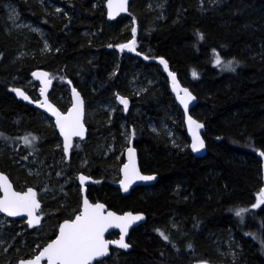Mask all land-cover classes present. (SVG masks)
<instances>
[{
  "label": "trees",
  "instance_id": "16d2710c",
  "mask_svg": "<svg viewBox=\"0 0 264 264\" xmlns=\"http://www.w3.org/2000/svg\"><path fill=\"white\" fill-rule=\"evenodd\" d=\"M15 1L21 12H29L23 0ZM166 4L168 15L178 7L180 19L175 24L166 21L156 26L150 42L155 55L164 57L174 72L190 76L196 69L198 77L195 80L202 77L203 89L194 94L206 104V118L202 120L206 125L205 137L215 138L208 139L205 155L194 157L188 147L182 150L171 147L163 133L152 135L145 121H139L138 127L131 131L130 139L137 149L140 168L157 175L155 182L149 185L152 191L147 192L144 186L137 185L122 195L114 184L104 181L96 188L98 197L109 208L143 212L146 221L132 230L130 250L96 264H191L202 258L218 264L214 258L213 239L216 236L225 239L228 234L241 244L237 263L264 264L261 245L264 242V204L246 215H236V207L251 206V197L259 183L260 161L255 151H264V0H229L217 12L211 10L208 0H167ZM195 4L202 11L199 12ZM85 6L84 2L74 4L71 7L74 12L69 18L52 23L51 39L60 47L57 53L45 56V63L50 61L49 58L70 66L82 62L91 45L80 35L79 27L86 24L96 31L102 30L101 22L105 16L100 10L88 12ZM10 43V38L0 31V47L11 48ZM217 54L227 63L231 61L234 70L217 66L214 63ZM96 58L93 62L96 71L108 67L102 54ZM88 62L89 71H93ZM156 65L152 59L138 64L122 62L116 77L111 82H104L101 88L97 86L96 94L84 97V102L91 98L111 97L118 84L132 71L153 69ZM30 66L24 61L0 74V124L5 122V125L20 127L16 132L20 136L10 138L5 135L10 129L3 127L0 147L13 151L11 146H21L19 140L24 134H35L40 142L32 149L43 159L51 153L52 148L47 144L57 136L48 123L44 122V126L38 120L37 114L42 113L16 99L9 88L12 77L30 75ZM165 93L169 94L166 89ZM163 98L169 101L167 95ZM169 104L178 110L172 99ZM139 107L141 118L155 115L154 110H158L157 113L163 110L161 100L156 101L154 92L147 95ZM177 112L181 119V111ZM58 149L55 148L57 154ZM10 161L11 156L2 150L0 167L5 170ZM56 163L54 160L51 167L53 173L57 169ZM94 163L100 167L102 161L95 158ZM29 183L32 182L25 181L24 184ZM70 200L73 204L76 198ZM171 216L175 223L170 228L169 246L163 242L167 234L162 236L161 231L154 234L150 228L155 222L166 223ZM243 218L245 221L251 219L257 231L245 232ZM182 235L188 238L186 252L180 250L183 248ZM223 262L227 263L226 260Z\"/></svg>",
  "mask_w": 264,
  "mask_h": 264
},
{
  "label": "rangeland",
  "instance_id": "374dc122",
  "mask_svg": "<svg viewBox=\"0 0 264 264\" xmlns=\"http://www.w3.org/2000/svg\"><path fill=\"white\" fill-rule=\"evenodd\" d=\"M228 1L208 0V4L213 12H217L220 7L226 6ZM23 2L29 12H21L15 0H0V31L4 36H8L11 42L9 44L11 48L0 47V74L8 71L9 67L24 61L31 65V71L37 68L46 69L52 81L47 97L61 111H66L70 105V86H73L82 98H89L96 94L97 86L101 88L104 82H111L116 77L122 62L147 63L156 58L154 46L150 42L152 31H156V26L163 22L169 21L170 24H175L180 19L177 14L178 7H174L172 16L168 15L167 0H130L127 10L123 14L111 20L104 16V20L101 22L102 30L96 31L86 24L80 25V35L85 36L86 43L91 46L86 50L82 62L70 66L51 58L47 63L43 61L46 55L51 52L57 53V49L60 47L52 42V23L69 18L74 12L71 7L83 2L88 12L95 13L96 10H100L105 15V0H23ZM195 6L200 12L201 7L198 4ZM122 45H131V48H122ZM101 54L107 59L109 65L100 72L96 71L97 67L93 62ZM254 55L251 57L253 58ZM215 59L216 57H214ZM224 59L221 58L222 63L219 65L222 69L227 65ZM88 61H90L93 71H89ZM155 64L157 65L153 69L143 68L141 71H132L124 81L118 84L114 92L111 93V97L101 100L91 98L89 102L84 103L82 120L88 126V132L84 139H79L75 149L73 147L67 157L63 153V148H61V154H57L55 148L57 149L61 144L58 139H53L47 144L52 148L51 153L43 159L35 158L32 149L34 141L32 146L24 144V138H30L31 133L24 134L19 140L21 146H16L13 151L4 149L3 146L0 147L2 148L0 153L5 150L11 156L10 164L5 166V173L10 177L12 184L21 188L25 187V181L36 184L42 202L39 212L42 219L36 226L29 227L25 218H14L0 213V264H16L19 259L32 258L37 255L40 249L51 240L50 238L56 235L59 222L72 217L77 212L81 201V186L77 181L79 172L92 178V182L86 185V195L89 200L101 201L96 186L102 181L116 184L119 179L120 164L125 160L124 151L130 143L131 131L138 127L137 124L141 119L145 121L147 129L152 135L163 133L169 139L171 147L178 150L189 147V141L184 138L182 132H185L183 110L176 104L173 94L169 91V81L161 65ZM193 72L197 73L198 77L196 69L192 71L191 77L187 73H176L181 85L192 93L201 91L204 84L202 77L195 80ZM11 80L13 81L9 87L11 93L12 89L17 87L30 98L40 99L39 84L33 79L31 73L24 78L14 76ZM165 89L169 94L165 93ZM152 92H154L157 102L161 100L162 113H157L158 110H154L155 115L141 118L139 106ZM12 95L14 96L13 93ZM163 95H167L169 101L171 99L174 101L178 110L181 111V119L178 116V110L173 108L169 101L164 100ZM119 98L127 100V108L120 103ZM200 100L196 99V103L189 113L202 121L204 117L206 118L207 108L205 102ZM0 116L2 115L0 114ZM37 118L44 126V122H46L50 123L52 128L54 127L52 117L49 118L43 113L37 114ZM4 125L5 122L0 124V133L4 129L3 127L10 129L5 134L7 138L20 136L16 133L20 131V127L18 129V126L13 127L12 124ZM214 138V136L206 137V148H208V139ZM36 140L38 143V138ZM46 157H49L48 162H46ZM95 158L102 161L101 166L104 169L95 163L93 165ZM54 160L57 162V169L53 173L51 167L54 165ZM144 187L147 192L152 191L149 185ZM258 197L259 194H257L253 205H257ZM72 198L73 200L76 198L73 204L70 203ZM253 205L249 208L240 207L238 211L246 210L242 213V215H246L248 211L257 210L261 206V204L257 207H253ZM172 217L161 225L155 222L154 226L150 228L154 234L158 235L159 231L167 234V236L165 235L167 239L163 238V242L169 246H171L168 241L170 228L175 223ZM242 221L244 222L245 218ZM135 228L131 229L127 236L126 241L129 245H132L130 234ZM250 228H253L252 221L246 220L245 229L250 231ZM181 237L183 248L180 250L186 252V239L188 238L186 235ZM240 247L241 244L232 234H228L225 239L216 236L213 239L215 261L219 262L218 264H223L224 260L227 261V264H239L237 256ZM120 252L126 251L121 248H113L111 255L119 256Z\"/></svg>",
  "mask_w": 264,
  "mask_h": 264
},
{
  "label": "snow or ice",
  "instance_id": "6c2138e0",
  "mask_svg": "<svg viewBox=\"0 0 264 264\" xmlns=\"http://www.w3.org/2000/svg\"><path fill=\"white\" fill-rule=\"evenodd\" d=\"M112 2L109 0V8H112ZM121 10L124 7V0H120L119 5H117ZM111 15V13H110ZM203 37L201 36V39ZM123 47L131 48V45H122ZM165 65L167 70V64L164 60L160 61ZM215 63L217 66L221 65L222 61L220 56L217 54ZM226 68L232 69V62L229 61ZM34 76L37 74L34 73ZM47 78L46 73L39 74ZM173 82V90H177L179 86L176 83L174 74L169 73ZM197 73L193 72V77H196ZM46 85L50 83L45 79ZM17 95L23 96L24 99H28L24 96L23 92L20 90H15ZM42 89V94H43ZM184 95L179 96L178 99L184 105L185 109L188 107V103L194 99L191 93L187 89H181ZM73 94L75 98V103L73 109L69 112L67 116H61L51 105H48L50 111L53 115L57 117L56 124L60 129L61 134L64 136L65 145L64 151L67 154L71 144V138L73 136H83V125L80 122V117L82 114V101L80 100L79 94L73 89ZM120 103H122L125 108H127V100L124 98H119ZM47 104V101H45ZM189 124L194 125L196 129L202 127V125L196 123L189 117ZM36 137H25L24 144L26 146H31L32 142L35 141ZM204 141L200 139L199 135L195 132L193 133L192 150L198 152L204 148ZM129 163L124 165V180L121 181V186L124 191H128L129 185L134 180L150 181L155 179L154 176H144L139 173L135 167V154L134 151L129 148ZM264 155V153H261ZM86 178L81 176L80 180L83 181ZM0 190L3 191V197L0 198V212L6 213L9 216H18L22 213H26L29 217V226L39 224L40 218L35 216L34 213L40 208V204L37 200V193L31 188L27 192L21 194L12 190V185L8 182V179L0 175ZM264 204V189L261 190L257 205ZM104 205L89 204L88 200H84V209L79 215L75 217V220L69 222L65 221L60 225L59 235L57 238L46 248L40 252L39 255L35 257L34 260L27 261V264H39L42 258H47L48 264H91V262L96 259L105 256L108 253L109 243H115L118 247L127 249L129 245L125 243L124 234L127 233L129 226L143 217L139 215H132L131 213L125 214L123 216H115L113 213L109 212L107 215H103ZM246 210H239L236 212L237 216H241ZM115 225V227L120 228L121 236L118 241L110 242L104 239L105 231ZM163 236V233H161ZM164 239H167L164 236ZM24 264V262H22Z\"/></svg>",
  "mask_w": 264,
  "mask_h": 264
},
{
  "label": "water",
  "instance_id": "95a60500",
  "mask_svg": "<svg viewBox=\"0 0 264 264\" xmlns=\"http://www.w3.org/2000/svg\"><path fill=\"white\" fill-rule=\"evenodd\" d=\"M129 1H130V0H124V7H123V9L121 10L119 7H117V5H119V3H120V0H111L112 5H113L112 8H109V0H105L104 6H105V17H106V19H108V20L114 19V18L118 17L120 14H123L124 12H126V10H127V5H128V3H129ZM110 13H111V15H110ZM161 60H164V61L166 62V64H167V70L165 69V65L162 64V63L160 62ZM153 62L158 63V64L161 65L162 70H163L165 76L167 77V80L169 81V84H168V86H169V91L174 95V98H175V102H176V104L180 107V109L183 110V115H184V117H183V123H184V127H185V133H186V136H187L188 141H189V148H190V150L192 151V153H193L195 156H202V155H204V154L206 153V141H205V139H204V137H203V135H202V131H203V127H204V126H203V122L200 121V120H198V119H196L195 117L191 116L190 113H189L190 109H191V108L193 107V105L196 103V99H197L196 96H195L192 92H190V90H189L188 88H186V87H184V86L181 85V83H180L179 80L177 79L176 73L170 68L168 61H167L164 57H162V56H158V57H156V58L153 59ZM34 73H36L37 75L34 76V75H33ZM41 73H46V74H47V78H45V77H43V76H40L39 74H41ZM169 73L174 74L175 79H176V83H177V85L179 86V88H178L177 90H175V91L173 90V82H172V78H171V76L169 75ZM31 76H32L33 79H34L35 81H37L38 84H39L38 95L40 96V99L34 100V99L30 98V97H29V96H28V95H27L22 89L17 88V87L13 89L12 93L14 94V96L16 97V99H18L19 101H21V102H23V103H27V104H29L30 106L37 107V108H39L42 112L46 113L47 115H49L50 117L53 118V124H54L55 130H56L57 134L60 136V138H61V140H62V145H63V148H64L65 140H64V136H63V135L61 134V132H60L59 127H58L57 124H56L57 117H56L55 115H53L52 111L49 110L48 105H51V106H52L57 112L60 113L61 116H67V115L69 114V112L73 109V105H74V103H75V98H74V94H73V89H75V88H74L73 86H70V91H71V92H70V95H71V96H70V97H71V102H70V105L68 106V108L66 109V111H63V112H62V111H61L60 109H58V108H57V107H56V106H55V105H54V104L48 99V97H47V93H48V91H49V89H50V87H51V83H52L51 79L49 78V72H48L46 69H43V68H37V69H34V70L31 72ZM45 79H47V81H50V83H47V85H46ZM17 89L20 90L21 92H23L24 96H27L28 99H24L23 96H19V95H17V93H16V91H15V90H17ZM42 89L44 90V91H43V94H42ZM181 89H187L188 92L191 93V95L194 97V99L191 100V101L188 103V107H187V109H185L184 105H183V104L180 102V100L178 99V94H179V96H183V95H184V93H183V91H181ZM75 91H76V93L79 94L80 100L82 101V114H81V117H80V122H81V124L83 125V136H82V137H81V136H73V137L71 138V144H72V141H73V138H74V137L84 138L85 135H86V127H85V125H84V123H83V121H82L83 110H84V99L81 97L80 93H79L76 89H75ZM45 101H47V104H45ZM189 117H191L192 120L196 121V123L202 125V127H200L199 129H196L194 125H190V124H189ZM194 132H195L197 135H199L200 139H202V140L204 141V145H205L204 148L201 149V150L198 151V152H194V151L192 150V147H191L192 142H193V133H194ZM70 148H71V147H70ZM129 148H131V149L134 151V154H135V167H136V169L139 171V173H140L141 175H144V176H154L155 179L150 180V181L134 180V181L129 185L128 191H124L123 188H122V186H121V181L124 180V178H125V177H124V165L129 163V152H128ZM69 150H70V149H69ZM68 152H69V151H68ZM124 155H125V160L123 161V163H122V165H121V167H120V171H119L120 177H119V179H118V181H117V184H116V186L120 189V193H121L122 195H126V194H128V193L130 192V190H131L134 186H137V185L148 186V185H151V184H153V183L155 182V180L157 179V175H156L155 173H153V172H150V173H148V172H143V171L140 169V166H139V160H138V152H137L136 147L133 145L132 141H130L128 147L125 149V151H124ZM260 158H261L262 182H263L262 189H264V155H261V154H260ZM0 175L6 177V178L8 179V177L6 176V174L3 173V172H1V171H0ZM81 176H83V177L86 178V179L83 181V183H82L81 180H80V177H81ZM8 182L12 185V182H11L9 179H8ZM78 182H79V184H80V186H81V203H80L79 211L75 214V216H74L72 219H65V220H62V221L59 223L58 232H57V234L55 235V237H54L53 239H51L49 242H47V243H46V244L40 249V251H39V253H38L37 255H39L40 252H42L43 249L46 248L48 244L52 243V242L57 238V236L59 235V228H60V225H61V224H63L65 221H69V222H71V221L75 220V217H76L77 215H79L81 212H83V209H84V200H85V199H87L88 202H89V204H91V205H96V204H102V205H104L103 215H107L109 212L113 213L115 216H123V215H125V214L131 213V214L134 215V216H135V215H139V216H142V217H143L142 220H139V221H136V222L132 223V224L129 226L127 233L124 234V240H125V243H127L128 245H129V243L126 241V239H127L128 234H129V231H130L131 229L137 227V226L142 225V224L146 221V215H145L143 212L132 211V210H130V209L117 211V210H114V209H112V208H108V207H107L104 203H102L101 201H95V202L90 201L89 198H88L87 195H86V185H87L88 183H91V182H92V178L88 177L85 173L80 172V173L78 174ZM29 188H31V187H27L26 190H25L24 192H18V191H16V190H14V188H13V186H12V190H13V191L18 192V193H21V194L27 192ZM31 189H32L33 191L36 192V189H35V188H31ZM262 189H261V190H262ZM0 192H1V196H0V198H2V197H3V191L0 190ZM260 192H261V191H260ZM37 200H38V199H37ZM38 202H39V200H38ZM39 204H40V202H39ZM37 210H38V209H37ZM1 213L4 214V215H7L6 213H3V212H1ZM34 215H35V216H38V217L40 218V220H41V216L38 215V214L36 213V211H35ZM7 216H9V215H7ZM11 217H14V218H23V217H25V218H26V222H27V224L29 225V217L27 216L26 213H22L21 215H18V216H11ZM39 223H40V222H39ZM36 225H38V224H35V225H33V226H36ZM30 227H32V226H30ZM113 231L117 233V236H116L115 238H108L107 235H108L110 232H113ZM121 234H122V233H121L120 228L115 227V225L113 224V226L109 227V228L105 231V233H104V239H105L106 241H110V242L118 241V240L120 239ZM113 247H115V248H120V247H118L115 243H109V245H108V253H107L105 256H103V257H100V258H96V259H94V260L91 262V264H95L96 262H99V261H102L103 259L108 258V257L110 256V254H111V249H112ZM130 248H131V245H129V247H128L127 249H123V248H121V249H123V250H125V251H128V250H130ZM37 255H35V256L32 257V258L19 259V260H17L16 264H22V262H24V264H27V261L34 260L35 257H36ZM39 264H48L47 258H46V257H45V258H42V259L40 260ZM197 264H208V263L205 262V261H201V262H199V263H197Z\"/></svg>",
  "mask_w": 264,
  "mask_h": 264
},
{
  "label": "flooded vegetation",
  "instance_id": "af4514ba",
  "mask_svg": "<svg viewBox=\"0 0 264 264\" xmlns=\"http://www.w3.org/2000/svg\"><path fill=\"white\" fill-rule=\"evenodd\" d=\"M28 106H30V105H28ZM30 107H32L33 109H35V110H40L39 108H36V107H33V106H30ZM39 112H41V111H39ZM42 113V112H41ZM46 115V114H45ZM47 117H48V115H46ZM49 118H50V116H49ZM203 122V121H202ZM50 124V123H49ZM85 124V123H84ZM86 125V124H85ZM203 131H202V135H203V137H204V139H205V141H206V137H205V128H206V125H205V123L203 122ZM31 130V129H30ZM31 131H33V130H31ZM53 131L55 132V134H56V136H57V138L56 139H54V140H59V143L61 144V146L60 147H58L59 149V153L61 154V148L63 147V145H62V140H61V138H60V136L57 134V132H56V130H55V127H53ZM88 132V126L86 125V133ZM37 137L38 138V136H36L35 134H32L31 135V137ZM40 142V139L38 138V143ZM38 143H37V140L36 141H34V144L36 145V146H38ZM207 143V142H206ZM13 149L14 148H16L15 146L13 147V145L11 146ZM188 150L191 152V154L194 156V157H198V156H195L193 153H192V151L190 150V148L188 147ZM34 152V151H33ZM206 152H207V148H206ZM35 154L33 155L35 158L37 157L36 156V152H34ZM63 153L64 154H66L65 153V151H64V149H63ZM261 153H264V151L263 150H261V149H257L256 151H255V155L259 158V161H260V163H259V183L257 184V186H256V188L254 189V196L253 197H251V203L249 204V205H253V202H254V200L256 199V197H257V194H260V191H261V189H262V186H263V182H262V167H261V158H260V154ZM206 154V153H205ZM204 154V155H205ZM67 155V154H66ZM38 158V157H37ZM0 171L1 172H3V173H5V170L2 168V167H0ZM80 173V172H79ZM78 173V174H79ZM6 174V176L8 177V179L10 180V177L8 176V174L7 173H5ZM78 174H77V179H78ZM87 175V174H86ZM11 181V180H10ZM25 185V187L24 188H21V187H17V186H15L14 184H12V186H13V188H14V190H16V191H18V192H24L25 190H26V188L27 187H31V188H35L36 189V193H37V197H38V199L40 200V194H39V192H38V187L36 186V184H33V183H29V184H24ZM117 187V186H116ZM118 188V187H117ZM118 190H119V192H120V189L118 188ZM121 194V193H120ZM0 196H1V192H0ZM41 201V200H40ZM104 203V202H103ZM105 204V203H104ZM106 205V204H105ZM262 205V204H261ZM238 206V205H237ZM244 205H240V206H238V207H236L237 209H239L240 207H243ZM250 206V207H251ZM41 208H42V206H41ZM41 208H40V210H41ZM260 208V207H259ZM258 208V209H259ZM40 210H39V212H40ZM1 213V212H0ZM38 213V212H37ZM39 214V213H38ZM75 216V215H74ZM74 216H72V217H70V218H66V219H72ZM248 220H251V219H249L248 218ZM252 221V220H251ZM252 226H253V228H250L249 230L251 231V233H254L255 231H257V226L256 225H254L253 223H252ZM246 231H248L247 229H245V232ZM250 231H248V232H250ZM117 236V233H115L112 237L113 238H115ZM53 238V237H52ZM52 238H50V239H52ZM263 244H264V242H263ZM263 244H261L262 245V248H263V250H264V245ZM258 246H259V244H257ZM262 257L264 258V253H263V251H262ZM201 261H206V262H208V264H213V262L212 261H209L208 259H204V258H202V259H197V260H194L193 262H191V264H197V263H199V262H201ZM223 264H227L226 262H223Z\"/></svg>",
  "mask_w": 264,
  "mask_h": 264
},
{
  "label": "bare ground",
  "instance_id": "6f19581e",
  "mask_svg": "<svg viewBox=\"0 0 264 264\" xmlns=\"http://www.w3.org/2000/svg\"><path fill=\"white\" fill-rule=\"evenodd\" d=\"M194 94V93H193ZM195 95V94H194ZM196 96V95H195ZM196 98H197V96H196ZM197 100H198V98H197ZM194 106V105H193Z\"/></svg>",
  "mask_w": 264,
  "mask_h": 264
}]
</instances>
